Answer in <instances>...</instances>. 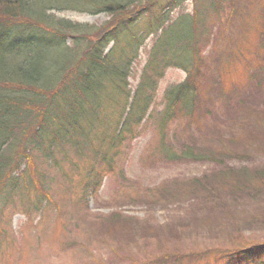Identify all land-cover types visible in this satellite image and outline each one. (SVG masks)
Instances as JSON below:
<instances>
[{
  "label": "rangeland",
  "instance_id": "374dc122",
  "mask_svg": "<svg viewBox=\"0 0 264 264\" xmlns=\"http://www.w3.org/2000/svg\"><path fill=\"white\" fill-rule=\"evenodd\" d=\"M153 1L155 10L174 2L171 20L192 15L197 8L206 29L196 71L198 95L193 103L198 106L192 115L174 116L168 139L174 148L186 143L213 151L219 146L222 155L213 161L156 155L158 133L149 117L141 135L125 144L116 174H104L99 191L80 205L76 201L90 161L67 151L59 160L61 169L51 160L43 165L36 151L25 162L35 189L26 195L21 190L9 193L6 187L1 194L6 202L0 207V264H198L205 253L231 247L228 241L234 237L264 243V187L246 195L223 184L229 172L243 167L264 170V0H237L232 15L228 9L211 11L205 0ZM56 15L97 26L107 20L102 12L61 10ZM146 22L143 17L131 30L145 31ZM119 37L125 38L121 33ZM154 39L152 34L143 41L132 63L131 91ZM185 75L178 67L165 69L153 111H162L165 90ZM44 168L47 196L36 177ZM94 168L102 175L105 167ZM40 193L50 205L42 199L41 207L26 210ZM259 255L262 261L251 264H264V250ZM228 259L217 264L238 260Z\"/></svg>",
  "mask_w": 264,
  "mask_h": 264
},
{
  "label": "trees",
  "instance_id": "16d2710c",
  "mask_svg": "<svg viewBox=\"0 0 264 264\" xmlns=\"http://www.w3.org/2000/svg\"><path fill=\"white\" fill-rule=\"evenodd\" d=\"M205 1L216 13L228 9L232 15L236 10L237 0ZM154 6L153 0H0V207L6 202L1 197L4 188L15 194L25 191L26 195L35 189L31 176L29 179L25 173V162L36 151L41 152L43 165L51 160L61 168L59 160L67 151L90 161L76 201L86 205L89 196L99 191L104 174H116L125 144L141 135L149 117L158 133L156 155L190 161H213L222 155L219 146L213 151L186 143L174 148L168 139L167 129L174 116L192 115L198 106L193 103L198 95L196 71L206 29L197 8L192 15L171 20L168 15L174 2L168 3L167 9L155 10ZM61 10L102 12L107 20L98 26L72 22L57 17ZM143 17L147 18L146 30L139 34L132 31ZM175 25L179 26L169 34ZM152 34L154 46L131 91L128 77L132 63ZM168 67L181 68L186 75L182 82L167 87L162 111L155 112L151 105L158 80ZM101 165L105 167L102 175L94 168ZM46 172L44 168L36 173L44 195L50 190L45 186ZM228 174L223 184L230 190L249 195L264 187V170L256 166ZM43 194L25 209L41 207L42 199L50 205ZM239 239H230L231 247L222 251L211 250L216 252L214 257L209 251L196 261L217 264L229 258L238 259L235 264L261 262L264 243Z\"/></svg>",
  "mask_w": 264,
  "mask_h": 264
}]
</instances>
